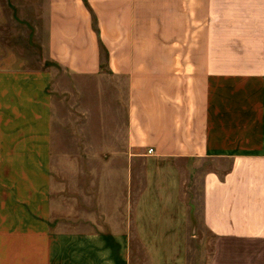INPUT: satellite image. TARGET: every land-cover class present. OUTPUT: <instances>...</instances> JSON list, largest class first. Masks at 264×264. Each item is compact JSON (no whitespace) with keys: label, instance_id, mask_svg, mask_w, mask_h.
Instances as JSON below:
<instances>
[{"label":"crops","instance_id":"1","mask_svg":"<svg viewBox=\"0 0 264 264\" xmlns=\"http://www.w3.org/2000/svg\"><path fill=\"white\" fill-rule=\"evenodd\" d=\"M97 117L104 162L55 161ZM200 234L264 264V0H0V264H195Z\"/></svg>","mask_w":264,"mask_h":264},{"label":"rangeland","instance_id":"2","mask_svg":"<svg viewBox=\"0 0 264 264\" xmlns=\"http://www.w3.org/2000/svg\"><path fill=\"white\" fill-rule=\"evenodd\" d=\"M113 81V86L114 88L116 87V94H117V98L115 100V104L117 105L118 108V116L120 117H113V138H112V145L114 146V152H113V163H114V167H117V165H119L121 162H124L125 158L124 155L121 156L120 154V150L122 148V145L124 143V138H122L120 135L121 133V129L125 128L126 126V121H127V117H122V116H126L125 110H124V99L122 94V90H125L122 86H121V82L119 79H112ZM121 113V114H120ZM68 118V117H66ZM97 137L95 138V142H96V154H74V153H70V154H66V155H56L55 157V161H61V157L64 156V161H91L92 158H94L96 160V162L98 163H103L104 159H105V153H104V146H105V142H106V137H104V129H105V121H104V117H97ZM71 119V118H70ZM58 120V119H57ZM56 120V128H58V124L59 121ZM77 124H79V122L77 121ZM80 140H84V139H72L71 140V146L72 147H79L81 145H84L85 142ZM108 142V139H107ZM92 144V143H91ZM96 157V158H95ZM129 172H130V178H131V174L133 173V186H134V190L137 187V177L139 174H142L143 177H146L145 173H143V169L141 167V169H137V166L135 165H131V155H129ZM134 164V162H133ZM210 166V165H209ZM208 167L207 163H205L202 168L201 171H199V174H196V176L193 179V184H194V189L197 191H194V194L192 195V198H197L196 193H201V176H200V172H202L204 169H206ZM118 168V167H117ZM116 168V170H117ZM119 170V168H118ZM114 172L115 171L114 169ZM119 172V171H118ZM98 173V171H97ZM194 201V200H193ZM133 206V207H132ZM132 206L130 204V209L131 208H135V203H132ZM191 207H192V212H193V225H201L200 224V220H201V200L200 202H198L196 200V202L191 203ZM209 242H212L211 239H207L205 240V242L202 241V235L200 234V238H195L194 242L192 244V249H190V256L192 257V260L194 261L195 264H207V262L209 261V258L212 254V246ZM133 259H132V264H142L139 261H137V256L142 255L143 251L139 252L138 250L134 249L133 250Z\"/></svg>","mask_w":264,"mask_h":264},{"label":"built area","instance_id":"3","mask_svg":"<svg viewBox=\"0 0 264 264\" xmlns=\"http://www.w3.org/2000/svg\"><path fill=\"white\" fill-rule=\"evenodd\" d=\"M153 152H154V149L151 148V149L149 150V153H153Z\"/></svg>","mask_w":264,"mask_h":264}]
</instances>
